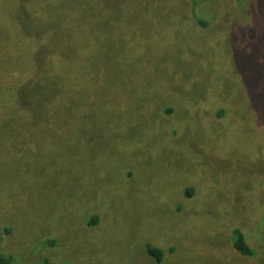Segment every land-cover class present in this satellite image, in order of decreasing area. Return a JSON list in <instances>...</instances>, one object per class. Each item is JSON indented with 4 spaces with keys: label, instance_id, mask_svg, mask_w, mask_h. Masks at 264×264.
I'll return each instance as SVG.
<instances>
[{
    "label": "rangeland",
    "instance_id": "obj_1",
    "mask_svg": "<svg viewBox=\"0 0 264 264\" xmlns=\"http://www.w3.org/2000/svg\"><path fill=\"white\" fill-rule=\"evenodd\" d=\"M0 250L264 264V0H0Z\"/></svg>",
    "mask_w": 264,
    "mask_h": 264
},
{
    "label": "trees",
    "instance_id": "obj_2",
    "mask_svg": "<svg viewBox=\"0 0 264 264\" xmlns=\"http://www.w3.org/2000/svg\"><path fill=\"white\" fill-rule=\"evenodd\" d=\"M196 22L201 26H207L208 25V22L203 18H198L196 20ZM20 79H28V78L17 77V80H20ZM171 110L172 109H170L169 111H171ZM94 220H96V219L92 218L90 220V224L94 223L95 222ZM234 234L236 236L235 241H234L235 249H237L238 251H240L244 255L252 254L251 249L245 244L244 237H243V234L241 233V231L238 229H235ZM146 251H147V254L149 256L153 257L157 262H159L161 260V257H162L161 250H159V249L148 244L146 246ZM0 264H14V263L12 262V259L10 257L2 254V252L0 250ZM43 264H50V263H48L47 261H44Z\"/></svg>",
    "mask_w": 264,
    "mask_h": 264
}]
</instances>
